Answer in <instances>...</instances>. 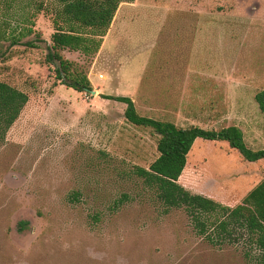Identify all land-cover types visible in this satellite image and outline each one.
I'll use <instances>...</instances> for the list:
<instances>
[{"label": "rangeland", "instance_id": "1", "mask_svg": "<svg viewBox=\"0 0 264 264\" xmlns=\"http://www.w3.org/2000/svg\"><path fill=\"white\" fill-rule=\"evenodd\" d=\"M35 1L44 7L25 21L1 17L0 0V47L11 53L0 57V80L28 95L0 144V264H244L235 248L196 236L183 211L161 213L127 173L154 160L157 135L103 95L129 96L140 115L178 126L236 125L248 147L264 148L254 100L264 89V0L121 2L96 53L60 51L95 94L55 82L44 58L56 7ZM24 27L33 33L21 36ZM263 178L264 160L197 138L178 182L235 206Z\"/></svg>", "mask_w": 264, "mask_h": 264}, {"label": "trees", "instance_id": "2", "mask_svg": "<svg viewBox=\"0 0 264 264\" xmlns=\"http://www.w3.org/2000/svg\"><path fill=\"white\" fill-rule=\"evenodd\" d=\"M53 1L58 21L55 22L50 42L46 44L44 61L48 67L53 68L55 82L78 92H90L92 87L86 70L64 58L60 51H79L86 56L96 53L119 4L130 0ZM25 6L32 7V10L26 11ZM43 7V1L2 0L1 17L11 16L13 13L15 16L18 13V17H26L25 21H30L31 18L28 17L34 16ZM23 30L25 31L19 32L21 36L33 33L30 27H24ZM20 38L12 35L10 43L16 45L21 42ZM23 44L29 48L36 47L33 40L23 41ZM10 56L11 53H6L0 47V57L6 59ZM103 96L125 104L123 115L127 122L148 128L157 135V156L154 160L148 167L132 165L127 173L140 181L143 189L148 191L157 203L160 212L168 214L175 210L183 211L194 234L212 247H233L241 255L244 264H264V178L235 206H228L203 194L193 193L178 182L186 165L187 155L197 138L209 141L223 140L248 162L264 160V148L248 147L242 130L236 125L220 129L197 125L178 126L172 121L140 115L129 96ZM254 100L258 109L264 113V89L255 93ZM27 101V93L0 80V144L5 141L7 131L19 117ZM77 196L76 192L71 198L77 199ZM122 202V198L115 199L114 208ZM92 217L99 220V213L93 214ZM25 225L24 221L19 223L21 227Z\"/></svg>", "mask_w": 264, "mask_h": 264}, {"label": "water", "instance_id": "3", "mask_svg": "<svg viewBox=\"0 0 264 264\" xmlns=\"http://www.w3.org/2000/svg\"><path fill=\"white\" fill-rule=\"evenodd\" d=\"M91 94H95V90L94 89H91Z\"/></svg>", "mask_w": 264, "mask_h": 264}]
</instances>
